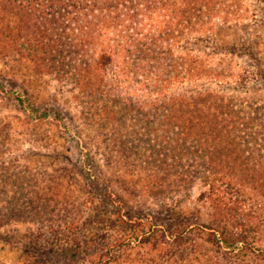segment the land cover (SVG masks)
I'll use <instances>...</instances> for the list:
<instances>
[{
	"label": "trees",
	"instance_id": "obj_1",
	"mask_svg": "<svg viewBox=\"0 0 264 264\" xmlns=\"http://www.w3.org/2000/svg\"><path fill=\"white\" fill-rule=\"evenodd\" d=\"M130 2L46 0L44 12L48 18L45 19L36 17L32 1L0 0V56L8 52L18 55L24 52L32 64L41 66L40 69L47 74L60 80H72V84L75 83L72 95L81 107L89 110L84 117L86 125L96 128L98 136L105 137L102 154L106 153V157L103 162L93 156L88 144L83 143L81 133L75 130L73 140L79 149L78 160L75 163L70 160L60 170L64 174L69 173L72 180H77L76 174L85 179L104 204L105 211L103 214L99 212V218L105 223L125 227L124 230L128 232L120 233V238L109 247L102 260L118 261L120 254L114 255V249L123 243L128 246L136 243L137 246L151 247V252L166 249L167 255L171 253L169 258L163 255L146 258L147 264H264V249L256 247L254 241L238 233L239 227L230 228L221 221L230 212L227 195L240 193L244 177L248 178L250 174L256 176L259 169L264 167V118L260 117L264 115V104L256 100L251 106V102L243 98L240 105H236L232 103L233 98L209 88L196 91L184 89L182 92L164 94L163 91L180 77L177 72L182 69H177V66L184 67L187 60L186 57H177L173 45L167 44L173 34L171 29L155 36H146L142 32V36H146L144 40H135L114 50L108 47L98 54L97 59H91L90 54L95 45L90 32L89 23L93 18L90 12L93 10L103 16L102 20L111 22V17L120 14L121 8L127 7ZM218 8L203 5L199 10L183 11L181 17H178L181 21L179 25L190 30L195 22L211 19L213 9ZM73 30H76V35ZM119 30L120 35L122 29ZM225 50L231 55L240 52L255 59L260 67L258 74L264 78V63L250 42L231 44ZM121 52L129 56L126 61H130V67L138 66L139 70H142L140 66L151 60L156 68L167 61L169 74L155 79L159 96L139 104L116 95L112 84L114 73L108 75L99 71L112 66ZM197 62L190 58L192 66L195 67ZM143 71L147 76L146 70ZM185 71L186 81H189L188 68ZM205 73L218 77L224 75L223 70L211 72L210 69L200 70L199 74L194 70L193 75L196 77ZM7 82L8 87L5 79L0 76L2 99L21 103L33 123L54 118L66 131L72 133L61 106L50 104L41 111L33 103L34 98L23 83H18L14 78ZM132 156L134 161L128 165ZM198 161L203 168L201 172L196 170ZM180 165L183 167L181 170L187 168L181 173V181L187 182L186 174L201 176V199L209 202L215 217H222L220 220L215 219L216 225L197 223L192 218L173 219V216L169 217L163 212L144 209L141 200L133 203L113 188V184H120L123 191L134 189L132 192L135 193V171L146 172L148 168H153L168 176V167L175 169ZM6 166L5 163L0 164V186L20 187L21 196L20 199H14V202H8L6 212L4 207H0V218L39 216L40 207L33 202L21 200L25 198L21 187L25 175L22 171L11 173L14 169L10 170ZM193 167L194 171H191ZM230 170L237 172L232 173ZM122 171L131 172V175H123ZM55 181L52 179L53 183ZM129 184L132 186L130 189L127 186ZM134 193L133 198L142 196L141 193ZM196 229L210 231L191 233Z\"/></svg>",
	"mask_w": 264,
	"mask_h": 264
},
{
	"label": "rangeland",
	"instance_id": "obj_2",
	"mask_svg": "<svg viewBox=\"0 0 264 264\" xmlns=\"http://www.w3.org/2000/svg\"><path fill=\"white\" fill-rule=\"evenodd\" d=\"M29 1H32L36 17L48 18L44 12L46 0ZM130 1L132 4L130 2L127 7L136 11L121 8L122 12L111 17V22L106 18V21L102 20L103 16L93 10L90 12L93 17L89 23L90 32L95 45L92 54L96 52L94 55L90 54L91 59H97L98 54L108 47L114 50L135 40L142 41L147 35L155 36L171 29L173 34L167 44L173 45L177 57H186L187 60L184 67L177 66V69H182L177 72L180 77L175 84L163 91L164 94L182 92L184 89L196 91L209 88L233 98L232 103L236 105H240L243 98L251 102V106L256 100L264 104V99L260 100L264 98V78L258 74L260 67L257 61L244 53L231 55L225 50L231 44L250 42L260 61L264 63V0ZM203 5L220 8L213 9L211 19H202L192 24L190 30L179 25L181 21L178 17L183 11L199 10ZM113 27L116 29L113 30ZM119 29H122L120 35ZM142 32L146 36H142ZM73 33L76 35V30ZM9 53L11 52L4 54L6 57L0 56V76L5 79L6 86L8 87L7 81L10 78L23 83L34 98L33 103L41 111L50 104L61 106L72 133L66 131L54 118L33 123L21 103L7 101L0 95V164L5 163L10 170L14 169L11 173L22 171L25 182L21 187L25 198L21 200L33 202L40 207L39 216L34 214L21 219H11L8 216L0 218V264H99L100 261L101 264H147L146 258H158L159 255L171 257V253L166 254V249L151 252V247L137 246L136 243L128 246L123 243L114 249V255L120 254L118 261L102 260L109 247L120 238V233L128 232L124 230L125 227L105 223L99 218V212L103 214L105 211L104 204L85 179L76 174L77 180H72L69 173L64 174L60 170L70 160L74 163L78 160L80 153L73 140L75 130L81 133L83 143L88 144L93 156L103 162L106 157V153L102 154L105 137L98 136L96 128L86 125L84 117L89 110L81 107L80 102L72 95L75 84H72V80H60L47 74L40 69L41 66L32 64L24 52L21 55ZM127 57L129 59L126 53L121 52L112 66L99 71L108 75L114 73L112 84L116 95L139 104L159 96L155 79L169 74L167 61L156 68L151 60L140 66L142 70H139L138 66L130 67ZM190 58L198 61L195 67L190 63ZM187 68L191 78L189 81L185 78ZM207 69L211 72L223 70L224 75L218 77L205 73L194 77V70L199 74L200 70ZM143 70H146L147 76ZM260 117L264 118V115L261 114ZM262 159L264 161V155ZM133 161L132 156L128 165ZM182 168L181 165L175 169L168 167V176L153 168H148L149 171L145 170L146 172L134 170L137 172L133 176L137 182L134 186L137 192H132L134 189H130V184L127 185L130 189L127 191H123L120 184H113V188L133 203L141 200L144 209L163 212L169 217L173 216V219L192 218L197 223L216 225L215 219L220 220L222 217H215L209 202L201 199V176L186 174L187 182L181 181V173L187 169L186 166L185 170H181ZM190 169L194 171V167ZM196 170H203L200 162ZM121 173L131 175V172L126 171ZM249 176L244 177L240 193L227 195L230 212L221 221L230 228L239 227L238 233L254 241L256 247L264 249V167L259 169L256 176ZM52 179H56L55 183ZM132 193H141L142 196L133 198ZM20 196V187L0 186V207H4L6 212L8 202H14ZM209 231L196 229L191 233Z\"/></svg>",
	"mask_w": 264,
	"mask_h": 264
}]
</instances>
